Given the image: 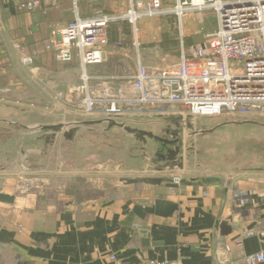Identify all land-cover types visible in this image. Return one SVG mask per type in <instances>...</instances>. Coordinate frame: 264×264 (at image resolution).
<instances>
[{
    "label": "crops",
    "instance_id": "obj_1",
    "mask_svg": "<svg viewBox=\"0 0 264 264\" xmlns=\"http://www.w3.org/2000/svg\"><path fill=\"white\" fill-rule=\"evenodd\" d=\"M21 1L0 0V120L61 124L67 120L51 119L75 112L55 100L54 92H67L76 85L80 69L77 61L59 62L46 49L53 38L52 27L72 22L75 5L83 17L102 6L72 0L70 16L69 0H58L46 12L29 13L19 9ZM126 30L132 40V30L128 26ZM110 31L116 40L117 25ZM26 54L35 57L30 67L23 64ZM112 58L131 64L116 55L106 63ZM102 65L93 66L92 71L112 72L100 71ZM62 66L73 70L64 72ZM135 120L131 118L130 123ZM218 133L219 129L205 136ZM58 136L49 144L40 133L0 121V190L15 197L14 203L0 202V264H145L150 259L245 264L247 254L264 249V166L219 167L193 178L210 180L204 184L179 188L124 184L109 194L77 199L57 192V172L49 171L50 177L39 179L28 172L27 165L18 163L25 158L28 165L35 162L34 167L45 162L49 154L43 153L42 145L57 144ZM217 153L214 150L208 156L211 159ZM21 178L32 180L34 188L20 191ZM52 188L53 197L48 194ZM238 194H245L248 201L238 204ZM223 222H227L225 228ZM142 230L148 232V244ZM220 242L231 246L230 254L219 247Z\"/></svg>",
    "mask_w": 264,
    "mask_h": 264
},
{
    "label": "built area",
    "instance_id": "obj_2",
    "mask_svg": "<svg viewBox=\"0 0 264 264\" xmlns=\"http://www.w3.org/2000/svg\"><path fill=\"white\" fill-rule=\"evenodd\" d=\"M57 1L23 0L18 7L28 13L46 12ZM90 1L102 7L95 9L92 16L83 17L75 5V19L53 25V38L46 45L57 61L78 63V89L53 95L70 111L127 122L133 115H264V0ZM204 10L212 13L214 29L204 41L190 45L191 34L185 30L187 27V32L192 33L190 28L198 21L191 25L187 22L185 27L183 17ZM173 12L180 18L177 58L163 67L150 66L145 58L141 24L151 18L170 17ZM113 24L118 33L114 41L110 31ZM126 26L132 30V40ZM34 55L23 56L26 67L33 65ZM111 55L125 57L131 64L123 63L112 72L92 71L93 66L106 63ZM34 186L32 180L21 178L19 190L28 192ZM235 198L238 204L248 201L245 194ZM222 246L230 254L231 246L220 242ZM244 261L263 264L264 249L247 254ZM145 264L177 263L150 259Z\"/></svg>",
    "mask_w": 264,
    "mask_h": 264
},
{
    "label": "rangeland",
    "instance_id": "obj_3",
    "mask_svg": "<svg viewBox=\"0 0 264 264\" xmlns=\"http://www.w3.org/2000/svg\"><path fill=\"white\" fill-rule=\"evenodd\" d=\"M72 5V0H69L70 16ZM208 16L211 19L207 18ZM195 21L198 23L190 28L192 33H188L187 22L191 25ZM179 22V16L173 12L170 17L151 18L141 24V36L145 42V58L150 66L163 67L176 60L180 37ZM183 22L186 27L185 32L191 34L188 44L204 41L206 34L214 29L213 15L209 10L190 12L183 17ZM198 31L200 33L196 34ZM108 63L103 64L99 70L110 69V62ZM60 68H63L64 72L73 70L72 66ZM71 114L69 117L65 115L51 120L60 122L63 118L70 121L79 116L78 113ZM82 115L84 117L92 116ZM248 116H252L249 120L257 124H226L218 128L219 133L216 136H214L215 134L212 136L200 135L198 132L203 128H215L230 120L228 118L235 117H204L200 119L189 117L190 119L186 121L172 118L171 122L159 117H143L130 123L134 127L165 135L166 128H176L172 122L174 119L181 121L184 124L185 147L182 155L183 161L178 162L157 161L154 155L156 143L153 140L149 139L146 153H144L143 143L122 128H109L98 123H79L77 126L78 137L76 133L74 134L75 141H68L63 134H59L57 144L48 145L45 148L42 145L43 153L49 154L45 162L35 167V162H31V165L25 164V166L27 165L28 172H34V177L39 179L50 177L49 171L57 172V177H55L58 184L57 192L77 199L96 198L112 193L117 187L124 186L125 183L122 179L126 177L167 180L193 179L206 176L209 171H215L219 167L264 166V115L250 114ZM240 117L237 116L235 119L247 120ZM49 122L51 121L49 120ZM24 132L26 134L28 131ZM208 140L210 141L208 142ZM214 150L218 152L217 157L213 156L214 158L211 157V160L208 155L212 154ZM146 158L147 160H145ZM120 161H124L125 164H119ZM109 162H114L115 165L109 166ZM180 162L183 167L180 166ZM146 184L143 183L140 186ZM48 194L53 197L55 188L48 190Z\"/></svg>",
    "mask_w": 264,
    "mask_h": 264
},
{
    "label": "water",
    "instance_id": "obj_4",
    "mask_svg": "<svg viewBox=\"0 0 264 264\" xmlns=\"http://www.w3.org/2000/svg\"><path fill=\"white\" fill-rule=\"evenodd\" d=\"M78 89L77 86H69V92H72L74 90ZM176 115V117H175ZM132 119H138L136 117H140L137 115L129 116ZM142 117H159L165 121H170L172 118H177L181 121H186L187 119H190L189 117H192L190 115L186 114H158V115H146ZM188 117V118H187ZM214 117H225V116H214ZM226 117H235L237 118V115H226ZM240 117V116H239ZM252 116L248 115H242V119L247 120H241V119H235V118H228L230 120L225 121L223 124H220L216 126L215 128H203L198 133L200 135L202 134H211L218 130L219 127H222L226 124H236L239 125L241 123H255L252 120H249V118ZM194 118V117H192ZM199 118V117H196ZM213 118V117H210ZM3 123L19 126L25 129H28L35 133H40L42 136L44 135L47 138V142L49 144H53L56 136L58 134H63L65 136V139L68 141H75L74 134L76 133V128L79 123H94V124H104L107 123L109 128H122L126 130L128 133L133 134L139 141L143 143V151L146 153V146L148 144L149 139L153 140L156 143V148L154 155L156 157L157 161H165L168 160L170 162H178L183 161L182 155L184 153V147H185V133H184V124H182L181 121H175V119L172 121L176 128H166L165 129V135L164 134H158L153 131L144 130L141 128L134 127L130 124V122L124 121V120H115V119H108L105 116L98 115V116H91V117H84V115L76 116L75 118L71 119L70 121H64L61 124L58 125H41V124H27L22 122H13V121H7V120H0ZM171 122V121H170ZM189 124V123H186ZM257 124V123H255ZM188 126V125H187ZM191 127V125H189ZM147 160V158L145 159ZM26 162H28V159L25 158L24 161L18 162L21 167L25 166ZM119 164L124 165V161H120ZM181 167H183L182 162L179 163ZM109 166H114V162H109ZM213 180V179H212ZM122 181L125 184H139V183H147L151 185H162L165 184L168 187L171 188H179L181 186L186 185H193V184H204L210 182L209 179L203 178V179H186L182 178L179 181L174 180H167L163 178H123ZM15 197L11 194L5 193L2 190H0V202L4 203H14ZM227 222H223L221 225L223 228L226 227ZM140 234L145 237L144 242L149 243V238L147 236L148 232L146 230H142Z\"/></svg>",
    "mask_w": 264,
    "mask_h": 264
},
{
    "label": "trees",
    "instance_id": "obj_5",
    "mask_svg": "<svg viewBox=\"0 0 264 264\" xmlns=\"http://www.w3.org/2000/svg\"><path fill=\"white\" fill-rule=\"evenodd\" d=\"M109 62H110V69H109L110 71H114L117 67L122 66V64H123L122 62H120L119 58H112L111 60H109ZM141 184H143V183L134 184V185L140 186Z\"/></svg>",
    "mask_w": 264,
    "mask_h": 264
},
{
    "label": "bare ground",
    "instance_id": "obj_6",
    "mask_svg": "<svg viewBox=\"0 0 264 264\" xmlns=\"http://www.w3.org/2000/svg\"><path fill=\"white\" fill-rule=\"evenodd\" d=\"M52 125H58V124H52ZM77 130V129H76Z\"/></svg>",
    "mask_w": 264,
    "mask_h": 264
}]
</instances>
